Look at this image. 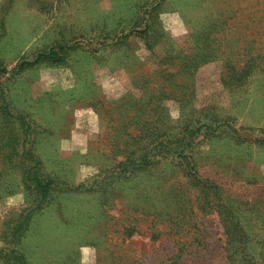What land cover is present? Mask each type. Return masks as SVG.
<instances>
[{
	"label": "rangeland",
	"instance_id": "374dc122",
	"mask_svg": "<svg viewBox=\"0 0 264 264\" xmlns=\"http://www.w3.org/2000/svg\"><path fill=\"white\" fill-rule=\"evenodd\" d=\"M50 50L60 63L19 70ZM198 122L218 128L171 154ZM148 147L153 164L123 172ZM34 163L52 187L39 207ZM12 255L264 264V0H0V264Z\"/></svg>",
	"mask_w": 264,
	"mask_h": 264
},
{
	"label": "trees",
	"instance_id": "16d2710c",
	"mask_svg": "<svg viewBox=\"0 0 264 264\" xmlns=\"http://www.w3.org/2000/svg\"><path fill=\"white\" fill-rule=\"evenodd\" d=\"M40 61H45V62H49L51 64H57V63H60L62 61V57H60V55L53 51V50H50L48 53H43V54H39L37 55V57L35 58V60L33 61V63H29V64H23L21 66H19V70H22L25 66L26 67H31L35 64H38ZM250 68L252 70L253 66L252 64L250 63L248 66H247V70H249L248 72H245L244 74H242L241 76L243 77H249L251 74L250 72ZM245 69V68H244ZM243 69V70H244ZM242 70V71H243ZM241 76H238L236 77L237 79L235 80H240L242 77ZM8 115V118L11 117V115H9V113H6ZM19 119H21V116L19 117ZM199 126L198 128H193V129H190L187 133L186 136L182 137V139H179L175 144L176 146L173 147L174 149H172V153H175L178 148H180V146L182 145H179L178 143H182V144H185V146L187 145H190V138L193 137L194 135H197L199 134L200 132V128L201 127H204V130H206V132H211L210 135H212V133L215 131V128L214 130L211 129V125H208V124H204V125H201L200 122H198ZM220 126H225L227 128H229V124L227 123H223L222 125ZM188 129V127H186L184 129V131H186ZM159 147L163 148L162 147V143H159L158 144ZM183 147V146H182ZM151 148V147H150ZM152 149V148H151ZM151 149L148 148H142L140 149L137 153L136 152H133L131 153L126 161L124 163H122L120 166H122L124 168L123 172L125 171L126 168H129L131 167L132 170H135L137 168H145L147 166H150L153 164V157H150L151 156ZM28 153H22L21 155V158L22 159H28L29 158V154L27 155ZM165 156V155H164ZM164 158V157H162ZM29 160H31L29 158ZM34 161H29L30 164H33ZM35 166L31 167V169H28V171L26 172V176H25V183L27 185H31L32 186V189L34 192H36L39 200H38V207L45 201V199L49 196V191H51V181L49 180H42L40 179L39 177H37L34 173H32L34 170H36V163H34ZM200 184V182L197 181L196 185L198 186ZM27 218L28 217H25L17 226V229H16V232L18 231L21 232L22 230H24L25 228V225H26V222H27ZM234 239V238H233ZM12 259L13 260H16L17 261V264H23L22 263V259L17 256H13L12 255Z\"/></svg>",
	"mask_w": 264,
	"mask_h": 264
}]
</instances>
